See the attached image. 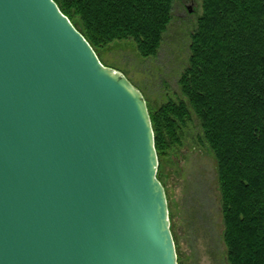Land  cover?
Listing matches in <instances>:
<instances>
[{"label":"water","instance_id":"95a60500","mask_svg":"<svg viewBox=\"0 0 264 264\" xmlns=\"http://www.w3.org/2000/svg\"><path fill=\"white\" fill-rule=\"evenodd\" d=\"M158 166L141 91L54 0H0V264H179Z\"/></svg>","mask_w":264,"mask_h":264},{"label":"trees","instance_id":"16d2710c","mask_svg":"<svg viewBox=\"0 0 264 264\" xmlns=\"http://www.w3.org/2000/svg\"><path fill=\"white\" fill-rule=\"evenodd\" d=\"M54 1L102 62L99 51L124 40L157 56L176 0ZM201 10L182 97L147 104L155 148L160 160L199 127L217 164L228 264H264V0H202Z\"/></svg>","mask_w":264,"mask_h":264},{"label":"rangeland","instance_id":"374dc122","mask_svg":"<svg viewBox=\"0 0 264 264\" xmlns=\"http://www.w3.org/2000/svg\"><path fill=\"white\" fill-rule=\"evenodd\" d=\"M201 1H175L173 21L155 57H142L133 40L116 41L99 51L104 65L122 72L154 111L182 97L179 79L188 65ZM199 130L189 125L183 145L158 159L159 179L167 196L179 264H228L217 164L209 148L199 142Z\"/></svg>","mask_w":264,"mask_h":264}]
</instances>
